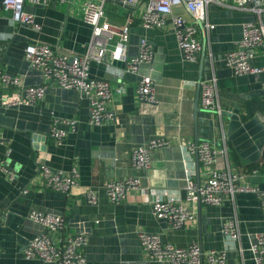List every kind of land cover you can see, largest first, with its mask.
<instances>
[{"label":"crops","instance_id":"1","mask_svg":"<svg viewBox=\"0 0 264 264\" xmlns=\"http://www.w3.org/2000/svg\"><path fill=\"white\" fill-rule=\"evenodd\" d=\"M25 8L40 24L39 30L13 22L10 11L0 5V69L18 76L20 85H36L43 75L24 60L26 45L39 41L59 53L80 55L91 28L75 6L52 1L48 6L26 4ZM174 12L193 19L184 7H175ZM127 13V9L123 15L115 10L111 21L120 23ZM255 19L250 10L209 3L204 25L198 27L201 50L195 62L183 60L170 24L146 29L135 21L127 54L137 52L142 37L152 43L153 59L142 63L139 73L153 79L156 102L138 100L137 77L125 72L122 62L92 61L90 77L110 84L112 95L106 106L116 116L113 122L91 125L88 100L74 89L54 85L35 106L0 107V156L16 169L13 181L0 173V264H46L22 254L27 241L42 230L27 219L32 209L64 216L65 229L54 236L58 240L69 234L86 235V264H148L139 244L140 231L158 233L176 247L197 241L203 250H220L225 245L222 223L228 218L236 220L239 239L226 251L227 263L253 264L250 236L264 231V210L255 192L236 191L218 206L188 201L180 166L184 163L192 182L203 183L207 171L188 148L208 141L215 150H226V157L218 158L219 166L244 174L242 183L264 189V73L234 75L223 61L241 38L243 23ZM260 52L252 59L256 66L264 65ZM212 79L219 113L203 109L199 101V82ZM118 87H122L120 94L115 92ZM54 118L76 120L75 129L61 144L49 134ZM57 127L68 130L63 123ZM156 136L165 137L169 145L152 151L149 168L134 167L132 149ZM41 163L64 171L76 167L78 185L68 194L41 190L37 171ZM128 177L139 178L141 188L130 189L118 203L109 201L104 185ZM88 187L96 192L94 205L85 200ZM165 192L179 195L181 204L194 212V219L182 229H171L152 213V198Z\"/></svg>","mask_w":264,"mask_h":264},{"label":"built area","instance_id":"2","mask_svg":"<svg viewBox=\"0 0 264 264\" xmlns=\"http://www.w3.org/2000/svg\"><path fill=\"white\" fill-rule=\"evenodd\" d=\"M52 1L75 6L80 12L81 20L90 26L91 35L85 51L80 55L59 53L51 45L43 42H33L24 48V60L31 68L42 71L43 79L36 85H20L18 76L11 75L0 69V107L35 106L43 98L49 86L74 89L80 96L88 100V122L100 125L113 122L116 116L106 106L110 101L112 90L108 80L92 78L89 67L92 61H120L124 64V71L137 77V98L141 102H156L154 81L149 75L139 73L142 63H150L154 49L152 43L142 37L137 44V52L129 56L127 45L130 27L137 21L143 28H163L170 24L176 39L177 47L183 60L195 62L201 50L198 39L199 26L204 25L206 7L209 3H216L237 9L252 11L256 19L242 25L241 38L235 47L224 54L225 66L234 75L264 73V65L252 64L258 49L264 55V0H0L4 10L10 11L13 22L26 24L39 30L40 24L34 15L25 8L26 4L48 6ZM111 5V9L107 7ZM114 7L129 10L123 21L112 22L110 13H115ZM175 7H184L192 16L186 19L174 12ZM197 22H200L198 24ZM209 29L214 25L206 24ZM264 86V80L262 82ZM14 86L13 91H6ZM4 90V91H3ZM199 101L203 109L210 112H220L216 98L214 79L199 82ZM122 92V87L115 90ZM58 123L68 127L60 129ZM76 120L70 118H54L49 134L57 144H61L69 131H73ZM168 140L163 136H156L146 144L135 147L131 151L132 165L138 169H147L151 165V153L155 149L167 147ZM189 152L195 153L199 162L207 171V177L201 184H195L185 176V196L191 202L218 206L225 196H232L236 191H252L257 195L261 208L264 210V189L255 185L242 183L244 174L230 171L218 165L219 157H226V150H215L208 141L190 145ZM41 178V190L68 194L78 185L79 173L76 167L68 171L54 169L41 163L37 167ZM256 173V170H252ZM0 173L9 181L16 177V169L8 166L0 156ZM141 188L140 179L128 177L123 180H110L104 185L105 193L112 203H118L126 198L130 189ZM143 190V189H142ZM22 192H27L23 189ZM85 200L89 204L97 203L94 189L85 190ZM181 197L174 192L155 194L151 200V209L157 219H164L173 230L182 229L194 219V212L181 204ZM27 219L42 227V230L29 239L22 248V254L27 259L39 260L46 264H86L83 248L87 243L86 235L82 233L69 234L60 240L54 236L60 235L66 226L63 215L32 209ZM222 233L225 239L223 249L203 250L197 241H191L184 247H176L162 240L158 233L138 232L139 244L144 252L148 264H228L226 251L234 247L239 239L236 220L228 218L222 223ZM249 251L253 264H264V231L250 236Z\"/></svg>","mask_w":264,"mask_h":264},{"label":"water","instance_id":"3","mask_svg":"<svg viewBox=\"0 0 264 264\" xmlns=\"http://www.w3.org/2000/svg\"><path fill=\"white\" fill-rule=\"evenodd\" d=\"M197 23L200 24V22H197ZM195 111L197 112L198 110L195 108ZM193 118L195 119V122H196V113H195V115H193ZM180 169H181L180 172H181L182 176H184V178H185V176H186V169H185L184 163H182V165L180 166Z\"/></svg>","mask_w":264,"mask_h":264},{"label":"rangeland","instance_id":"4","mask_svg":"<svg viewBox=\"0 0 264 264\" xmlns=\"http://www.w3.org/2000/svg\"><path fill=\"white\" fill-rule=\"evenodd\" d=\"M108 8L111 9V5H107ZM114 10L118 11V13L122 14L125 12V9L122 8V7H117V8H114ZM110 18H111V13L109 14Z\"/></svg>","mask_w":264,"mask_h":264}]
</instances>
